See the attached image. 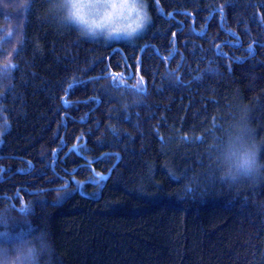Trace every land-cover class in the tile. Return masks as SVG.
I'll use <instances>...</instances> for the list:
<instances>
[{
	"label": "trees",
	"instance_id": "obj_1",
	"mask_svg": "<svg viewBox=\"0 0 264 264\" xmlns=\"http://www.w3.org/2000/svg\"><path fill=\"white\" fill-rule=\"evenodd\" d=\"M54 2L0 0V231L41 264H264V0H145L132 43ZM240 129L260 167L230 176Z\"/></svg>",
	"mask_w": 264,
	"mask_h": 264
},
{
	"label": "clouds",
	"instance_id": "obj_2",
	"mask_svg": "<svg viewBox=\"0 0 264 264\" xmlns=\"http://www.w3.org/2000/svg\"><path fill=\"white\" fill-rule=\"evenodd\" d=\"M54 8L62 24L73 26L79 36L90 40H132L151 22L145 0H55ZM222 163L230 176L253 175L260 167L259 147L248 142L240 129L226 142ZM32 212L28 205L21 210L25 217ZM21 223L17 231H0V264H41L44 238L33 242L30 220Z\"/></svg>",
	"mask_w": 264,
	"mask_h": 264
},
{
	"label": "rangeland",
	"instance_id": "obj_3",
	"mask_svg": "<svg viewBox=\"0 0 264 264\" xmlns=\"http://www.w3.org/2000/svg\"><path fill=\"white\" fill-rule=\"evenodd\" d=\"M142 33V32H141ZM140 33V34H141ZM139 34V35H140ZM139 35H137L136 37H135V39L139 36ZM135 39H132V40H129V39H126V38H122V37H117V38H114L113 40H111L110 42H114V41H127V42H134V40ZM44 254H46V252H45V249H44Z\"/></svg>",
	"mask_w": 264,
	"mask_h": 264
}]
</instances>
